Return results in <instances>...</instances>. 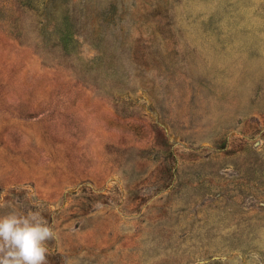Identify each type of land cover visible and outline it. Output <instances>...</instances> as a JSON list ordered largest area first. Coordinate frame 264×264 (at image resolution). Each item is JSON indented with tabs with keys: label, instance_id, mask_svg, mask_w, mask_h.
<instances>
[{
	"label": "rangeland",
	"instance_id": "374dc122",
	"mask_svg": "<svg viewBox=\"0 0 264 264\" xmlns=\"http://www.w3.org/2000/svg\"><path fill=\"white\" fill-rule=\"evenodd\" d=\"M47 264H264V0H0V216Z\"/></svg>",
	"mask_w": 264,
	"mask_h": 264
},
{
	"label": "clouds",
	"instance_id": "9594fccd",
	"mask_svg": "<svg viewBox=\"0 0 264 264\" xmlns=\"http://www.w3.org/2000/svg\"><path fill=\"white\" fill-rule=\"evenodd\" d=\"M56 233L41 213L0 216V264H47V242Z\"/></svg>",
	"mask_w": 264,
	"mask_h": 264
}]
</instances>
